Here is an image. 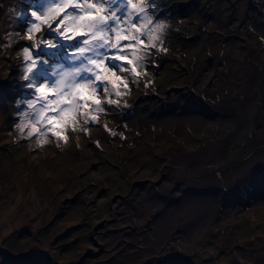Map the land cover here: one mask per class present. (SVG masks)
Masks as SVG:
<instances>
[{
	"label": "rangeland",
	"instance_id": "374dc122",
	"mask_svg": "<svg viewBox=\"0 0 264 264\" xmlns=\"http://www.w3.org/2000/svg\"><path fill=\"white\" fill-rule=\"evenodd\" d=\"M11 2L0 264H264V0Z\"/></svg>",
	"mask_w": 264,
	"mask_h": 264
},
{
	"label": "snow or ice",
	"instance_id": "6c2138e0",
	"mask_svg": "<svg viewBox=\"0 0 264 264\" xmlns=\"http://www.w3.org/2000/svg\"><path fill=\"white\" fill-rule=\"evenodd\" d=\"M128 2H129L130 7H132L133 9H137L138 8V6L136 4L132 3V0H128ZM70 5L71 6H75V7H79L80 6V5L74 4L73 0H62L61 3H55V0H50V3H49L48 7H49V10L52 13V16H55V15H58L60 12H62L65 7H68ZM94 7H96V6L91 4V3H87V8L91 9V8H94ZM139 10L143 11V8L139 7ZM96 11H97V13H99L100 11H102V8H96ZM32 15L35 16L37 20H42V19L46 20V19H50L51 18L50 16H47V15H45V16L37 15L36 12H33ZM82 19L91 20L92 17H91L90 14L86 13L85 17H83ZM104 22H105V17L97 16L96 21H95L96 25L103 24ZM93 26H95V25L94 24H89L88 25V27H93ZM34 28H36V26H34ZM36 30H38V29H36ZM138 31H139V29H138ZM93 35L95 36V34H93ZM117 39H120V37L118 36ZM85 51H86V49H84V48L79 49V52H80L81 55H83ZM27 52H28V50L25 49L26 58H27ZM124 58H125L124 56L117 57V59H124ZM89 62L94 64L98 68L103 67V63L101 61L90 59ZM128 63L131 64L132 61L129 60ZM29 71H31V67L29 68ZM81 71H91V69H80V68H78V69L70 71L69 73H67L65 75L71 76L72 79L74 80L75 76L77 74H79ZM132 71L133 72L136 71L135 67H133ZM96 75H97V78H99V74H96ZM41 87L42 86L37 87V91H41Z\"/></svg>",
	"mask_w": 264,
	"mask_h": 264
},
{
	"label": "bare ground",
	"instance_id": "6f19581e",
	"mask_svg": "<svg viewBox=\"0 0 264 264\" xmlns=\"http://www.w3.org/2000/svg\"><path fill=\"white\" fill-rule=\"evenodd\" d=\"M19 197H20V195H17L16 200H18ZM0 205H2V203H0ZM33 205L34 204L31 202L27 208V213L30 210L29 207H33ZM16 210H17L16 206H14L13 203L7 207V213L4 215V218L2 219L3 221L1 220L2 223H0V237L6 235L12 229L13 220L15 221L14 224L16 226H18V223H21L22 221H24V218H25L24 213H21V214H19L20 216H18ZM211 216H212L211 210H209L207 213V205L206 204L201 205V207L198 206L196 208V210L193 212V219L196 222L201 223L205 226L211 220Z\"/></svg>",
	"mask_w": 264,
	"mask_h": 264
},
{
	"label": "clouds",
	"instance_id": "9594fccd",
	"mask_svg": "<svg viewBox=\"0 0 264 264\" xmlns=\"http://www.w3.org/2000/svg\"><path fill=\"white\" fill-rule=\"evenodd\" d=\"M10 11H11V9H10ZM16 15H19V13L17 12V13H15ZM80 49H82V48H80Z\"/></svg>",
	"mask_w": 264,
	"mask_h": 264
}]
</instances>
